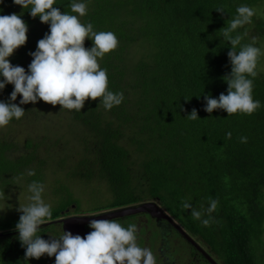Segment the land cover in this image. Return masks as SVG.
<instances>
[{"label": "trees", "instance_id": "16d2710c", "mask_svg": "<svg viewBox=\"0 0 264 264\" xmlns=\"http://www.w3.org/2000/svg\"><path fill=\"white\" fill-rule=\"evenodd\" d=\"M261 1L87 0L88 10L80 19L90 20L96 30L111 29L118 37L117 47L99 63L107 69L108 88L122 91L124 99L111 109H105L99 97L86 98L80 111L61 107L73 131L80 132H74L76 158L68 160L69 153L55 161L58 165L42 158L31 138L27 151L19 155L14 154L12 143L0 139V198L16 177L31 176L28 169L35 170L33 180L45 184L47 170L61 172L59 164H64L74 177L109 186L112 197L95 210L158 198L225 264H264L258 254L264 235V71L259 58L257 75L252 77L253 98L261 101L258 109L251 114H227L222 108L209 113L203 107L204 94L218 96L227 89L223 76L230 71L227 52L232 45L223 39L222 28L235 16L237 5L254 7ZM56 3L62 11H71L70 0ZM217 6L224 7L223 14ZM12 12L21 14L28 29L26 42L9 59L27 71L32 59L29 50L36 48L49 25L13 0H0V13ZM249 25L238 27L233 35L242 34L240 44L259 45L248 34ZM256 27L262 39L264 19L257 20ZM92 43L85 37L86 47ZM134 46L145 51L137 56L132 53ZM12 88L9 82L0 94L7 99ZM19 100L18 93L15 102ZM22 106L24 113L30 110ZM193 108L198 116L189 119L186 114ZM40 111L37 108L35 114ZM229 131L231 136L226 135ZM241 136L247 140L241 141ZM63 197L48 218L77 201L68 191ZM209 197L217 204L211 213L202 211V217L212 218L208 225L181 206L187 200L197 209H206ZM18 218L9 217L0 228L15 227Z\"/></svg>", "mask_w": 264, "mask_h": 264}, {"label": "clouds", "instance_id": "9594fccd", "mask_svg": "<svg viewBox=\"0 0 264 264\" xmlns=\"http://www.w3.org/2000/svg\"><path fill=\"white\" fill-rule=\"evenodd\" d=\"M13 3L28 9L33 17L38 15L49 28L37 40L36 48L29 50L32 59L26 71L24 66L13 64L9 56L26 42L28 25L20 13H0V90L9 82L13 85L8 98L0 99V127L12 118H20L25 111L23 104L41 98L77 111L81 110L86 98L99 97L105 109L123 101L122 91L108 88L107 69L99 63L106 52L117 47L118 37L111 29L96 30L90 20L80 19L88 10L87 0H70V12L54 6L56 0H13ZM215 9L223 14V6ZM254 15L256 9L253 6L241 3L236 7L235 16L222 28L223 39L232 45L227 52L231 67L223 76L227 82L226 93L204 94L206 103L203 107L209 113L222 108L227 114H251L261 106V101L253 98L252 77L257 75L258 57L264 54V49L255 42L240 44L242 34L233 35L238 27L250 23ZM85 37L92 39L91 46H85ZM256 39L252 37L253 41ZM238 44L239 48L235 47ZM18 93L21 94L19 103L15 102ZM186 115L195 119L198 116L196 108ZM226 135L231 136V132ZM240 139L246 141L247 137ZM27 174L34 175L35 170L28 169ZM27 189L29 203L18 204L20 215L15 224L17 238L25 248L23 256L27 264L29 257L39 258L45 253L55 255L53 264H156L153 251L137 243L135 223L124 226L115 219L94 218L88 222L91 230L83 236L63 229L58 236L44 238L39 231L40 225L52 215L51 205L42 196L44 184L32 180ZM216 204L217 200L209 197L206 209H197L187 200L181 206L190 208L193 217L208 225L212 218L202 217V211L211 213Z\"/></svg>", "mask_w": 264, "mask_h": 264}, {"label": "rangeland", "instance_id": "374dc122", "mask_svg": "<svg viewBox=\"0 0 264 264\" xmlns=\"http://www.w3.org/2000/svg\"><path fill=\"white\" fill-rule=\"evenodd\" d=\"M254 8L256 9V18L251 20L248 27V34L252 37H256V42L264 49V37L259 39V31L256 27V21L264 19V0L255 5ZM140 47L141 49H138L134 46L132 53L134 52L137 56L142 55V49L145 51V48L142 46ZM258 58L260 60V70L264 71V54ZM0 99L6 100V96L0 94ZM25 107L27 110L28 108L30 110L24 113L22 119L18 121H9L8 124L0 127V139H6L14 145V154L19 155L27 151V140L31 138L33 139V143L39 145L37 148L41 151L42 158L48 161L57 162L64 156H68L69 153L70 157L68 156V160L75 159L77 148H75L74 144L77 141L74 139V134L80 131L77 128L73 131L74 127L70 125L72 121L69 119L68 113H65L61 109V105L59 103L53 105L51 102L43 101L41 98L36 102L29 101L25 103ZM37 108L41 109L43 112L40 111L39 114H35ZM34 146L35 145H32L31 149ZM64 159L67 160L66 158ZM56 162L55 165H58ZM59 165L63 170L61 172H56L55 170L57 168H51V171L48 169L47 172L49 173H46V182L45 184L43 183L44 192L42 196L51 207L56 206L59 202H63L65 200L63 196L67 191L71 192L77 199V201H75L79 203L81 209L87 210H93L98 204L104 206L109 198L112 197L109 186L105 182L99 180L87 181L81 177H74L72 176L73 172L70 168L68 170L67 165ZM32 177L33 175L25 178L16 177L12 182L13 184L10 185L9 188L6 187L3 196L0 198V208H3L0 209V222L7 220L11 216L19 217L20 211L17 210L18 204L29 203L27 184L33 180L34 177ZM72 209L74 208L72 207ZM118 221L124 226H127L129 223H133L134 219L126 218ZM53 228L54 226H49V229ZM178 241L177 253H180L181 249L186 250L183 251V253L187 254V257H189L190 254L187 251L188 249H185L188 248L185 247L186 243L183 241L180 242V239ZM183 246L184 248H182ZM258 254L263 261L264 235L263 245L261 249H258Z\"/></svg>", "mask_w": 264, "mask_h": 264}, {"label": "flooded vegetation", "instance_id": "af4514ba", "mask_svg": "<svg viewBox=\"0 0 264 264\" xmlns=\"http://www.w3.org/2000/svg\"><path fill=\"white\" fill-rule=\"evenodd\" d=\"M151 201L157 202L161 209L150 206L147 210L111 219H134L133 223L137 225V243L153 251L156 256V264H225L221 256L211 251L208 242L200 235H196L188 230L181 221L169 212L158 198L145 199L115 207H103L96 210L81 209L78 202H72L61 209L58 216L46 218V222L40 225L39 231L44 238H49L50 235L58 236L62 233L63 229L70 230L73 234L79 233L83 236L91 228L89 227V223L82 224V221L78 217L99 214L125 206H138L144 202ZM49 226H54V228L49 229ZM180 227L198 244L189 238ZM17 232L18 229L15 227L0 228V264H8L9 260L12 264H27L23 256L25 248L21 246V242L17 238ZM177 238L178 240L180 239V242L186 243L185 247L188 248L185 249H188L189 257L183 253L186 250L181 249V252L177 253L179 242ZM209 255L216 263L209 258ZM28 259L29 264H53L55 255L48 256L45 253L39 258L29 257Z\"/></svg>", "mask_w": 264, "mask_h": 264}, {"label": "water", "instance_id": "95a60500", "mask_svg": "<svg viewBox=\"0 0 264 264\" xmlns=\"http://www.w3.org/2000/svg\"><path fill=\"white\" fill-rule=\"evenodd\" d=\"M150 206H155L156 208L161 209V207L159 206V204L157 202L151 201V202H144V203H142V204H140L138 206H125V207H122V208H119V209H115V210H111V211H106V212L99 213V214L82 215V216H80L78 218H80V220L82 221V224H85V223H88L89 220L94 219V218H113V217H118V216H124V215H128V214L136 213V212H139V211L147 210ZM181 230L189 238H191L190 235L184 229L181 228ZM192 240L195 243H197L194 239H192ZM209 258L213 262L216 263V261L214 259H212L210 255H209Z\"/></svg>", "mask_w": 264, "mask_h": 264}]
</instances>
